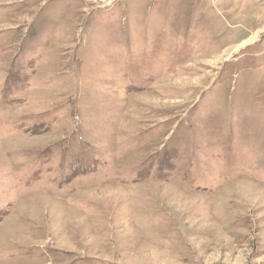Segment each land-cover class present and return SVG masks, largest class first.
<instances>
[{"label": "rangeland", "instance_id": "rangeland-1", "mask_svg": "<svg viewBox=\"0 0 264 264\" xmlns=\"http://www.w3.org/2000/svg\"><path fill=\"white\" fill-rule=\"evenodd\" d=\"M0 264H264V0H0Z\"/></svg>", "mask_w": 264, "mask_h": 264}]
</instances>
